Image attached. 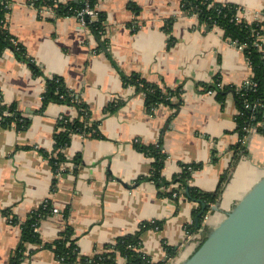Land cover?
<instances>
[{
  "label": "crops",
  "instance_id": "crops-1",
  "mask_svg": "<svg viewBox=\"0 0 264 264\" xmlns=\"http://www.w3.org/2000/svg\"><path fill=\"white\" fill-rule=\"evenodd\" d=\"M216 1L236 4L249 20L264 21V0ZM9 8L7 28L39 72L12 48L0 56L2 102L14 103L29 120L27 128L19 130L14 124L2 125L0 114V264H63L52 248L30 243L16 259L21 223L46 198L59 209L38 226L46 242L71 226L80 254L91 256L117 237L135 232L142 222L161 220L162 228L142 233L143 250L161 260L166 256L164 243L175 246L178 253L168 264H180L264 174V134L254 130L246 140L247 153L222 182L239 140V108L232 89L223 99L216 90L204 89L216 75L222 85H239L250 76L243 49L218 25L202 24L184 11L182 0H97L96 9L105 15L100 36L84 29L76 15H56L49 8L40 13L32 0H10ZM134 73L160 87H181L179 105L161 103L150 112L145 94L124 79ZM52 75H60L77 93L92 119L99 121L101 133L72 134L62 166L72 169L78 158L79 169L58 175L55 187L49 157L58 121L65 115L79 116V107L55 101L41 107ZM178 100L176 95L172 99ZM113 102L119 106L106 111ZM136 139L161 143L165 178L171 179L183 163L196 162L203 165L193 172L191 184L204 191L222 185L218 208L209 211L199 231L187 228L198 202L160 194L148 178L154 159ZM2 209H9L17 221L11 222ZM124 261L123 256L117 258L118 264Z\"/></svg>",
  "mask_w": 264,
  "mask_h": 264
},
{
  "label": "trees",
  "instance_id": "trees-1",
  "mask_svg": "<svg viewBox=\"0 0 264 264\" xmlns=\"http://www.w3.org/2000/svg\"><path fill=\"white\" fill-rule=\"evenodd\" d=\"M10 0H0V56L7 48L15 50L20 58L26 59L32 69L38 73L35 63L25 54L23 45L17 41L16 37L9 31L6 24V15L9 12ZM36 9L41 13L43 8H49L56 15H78V12L84 8L86 3L97 11V19L91 20L87 15V23L90 29L98 36L104 29L105 15L96 9L97 0H71L62 2L60 0H32ZM182 8L188 14L196 15L202 24L213 23L224 30V35L231 41L236 40L238 46H242L243 52L251 66L253 79L257 81L256 86H244L239 89L237 85H222L221 78L216 75L214 81L204 85V89L216 90V96L220 99L225 97L226 91L232 89L233 95L239 108L236 115L239 137L248 134V129L255 126L259 121L261 125L257 126V131L264 134V106H259L254 110L246 107L245 103L251 104L260 101L264 104V21L249 20L240 13L243 8L233 3L219 2L216 0H182ZM260 42V46L256 44ZM125 81L132 83L136 88L145 94V102L147 109L153 112V109L159 104H169L178 106L181 101V87L176 89L160 87L157 84L142 77L139 73L126 76ZM178 96V102H173L174 96ZM0 114L1 124L5 126L15 125L17 129H25L29 124V120L24 117L17 109L14 103L5 104L2 102V91L0 89ZM51 101L74 104L79 107V116L70 117L62 116L58 121V127L55 132V147L53 154L49 160L54 172L53 187H55L57 176L65 173H77L79 169L78 158L74 159V167L62 168L66 157L63 150L70 144L73 133H81L89 136H101L99 130V121L92 119L91 111L82 102L77 93L69 88L64 79L60 75H52L47 78L46 88L42 93V108ZM119 106V102L111 103L106 111H113ZM41 108V109H42ZM4 111L9 114L5 115ZM91 120V121H90ZM134 143L147 154L153 157L152 170L148 176L158 188L160 194L179 198L184 195L187 199L198 202V206L194 208L192 216L193 220L190 226H187L191 232L199 231L204 225L205 215L212 209V205L217 201L222 185L215 191H204L190 183L193 172L202 167V163H183L181 170L175 173L171 179L165 178L162 174L166 153L163 151L160 142L154 144H143L140 139L134 140ZM233 159L230 163L229 171L222 177V182L226 180L232 168L236 164L241 155L247 153L246 144L238 141L233 146ZM165 188V190L163 189ZM170 188V189H169ZM169 189V190H168ZM168 190V191H167ZM176 192V196L174 193ZM202 203L206 204V208L196 221V216L202 209ZM52 202L49 198L43 200L37 207L33 208L27 219L21 223L22 239L16 251V259L23 257L27 245L39 244L43 247L52 248L55 252L57 260L63 264L66 263H85V264H118L117 258L123 256L125 258L122 264H168L170 259L176 256L178 248L164 243L166 256L161 260H153L152 257L143 250L142 233L150 228L160 229L163 221H144L135 232L117 237L114 241L105 245L104 249L91 256L80 254L77 239L74 237L73 227L67 226L60 232L57 238L52 241H44L39 233L38 226L45 216L49 215L53 210ZM2 213L10 217L11 222L17 219L10 213L9 209H2ZM65 215L67 212L65 211ZM209 232L206 231L204 236ZM30 249V252H33Z\"/></svg>",
  "mask_w": 264,
  "mask_h": 264
},
{
  "label": "water",
  "instance_id": "water-1",
  "mask_svg": "<svg viewBox=\"0 0 264 264\" xmlns=\"http://www.w3.org/2000/svg\"><path fill=\"white\" fill-rule=\"evenodd\" d=\"M205 208L202 203L196 221ZM180 264H264V174Z\"/></svg>",
  "mask_w": 264,
  "mask_h": 264
},
{
  "label": "built area",
  "instance_id": "built-area-1",
  "mask_svg": "<svg viewBox=\"0 0 264 264\" xmlns=\"http://www.w3.org/2000/svg\"><path fill=\"white\" fill-rule=\"evenodd\" d=\"M44 10V9H43ZM244 12V11H243ZM240 13V15H243V16H245L244 15V13ZM87 15H89L91 18V20H95V19H97V11L94 9V8H91L90 6H89V4L88 3H86V5L84 6V8L82 9V10H80L79 12H78V15H76V16H78V18H79V20H80V24H81V26L84 28V29H87V30H90V27H89V25H88V23H87V19H86V17H87ZM246 17V16H245ZM253 20H259V19H253ZM232 43H236V40H233V41H231ZM237 44V43H236ZM256 44L258 45V46H260V48L262 49L263 47H262V45H261V43L260 42H256ZM241 48H242V46H240ZM243 49V48H242ZM257 85V81L256 80H254L253 79V74L251 73L250 74V76H248L246 79H244L239 85H237L238 87H239V89H241V88H243L244 86H256ZM207 92H209V93H214L215 91L213 90V89H208L207 90ZM245 105H246V107H248V108H250L251 110H254V109H256L257 107H259V106H264V104L262 103V102H260V101H255V102H253L252 104L250 103V102H246L245 103ZM240 113V112H239ZM4 114L5 115H8L9 114V112L8 111H4ZM262 124V121H259L255 126H251V127H249V129H248V134H246L244 137H239V140L238 141H241L242 143H244V144H246V140H247V138H248V136H249V134H250V132L251 131H257V126L258 125H261ZM65 166L63 165L62 166V168H64ZM175 195H176V192H175ZM53 211V213H58L59 212V209L57 208V207H53V209H52ZM208 216H207V214L205 215V218H204V221L206 220V218H207Z\"/></svg>",
  "mask_w": 264,
  "mask_h": 264
},
{
  "label": "rangeland",
  "instance_id": "rangeland-1",
  "mask_svg": "<svg viewBox=\"0 0 264 264\" xmlns=\"http://www.w3.org/2000/svg\"><path fill=\"white\" fill-rule=\"evenodd\" d=\"M215 203H216V202H215ZM210 211H211V210H210ZM208 213H209V212H208ZM208 213H207V214H208ZM153 260H154V259H153Z\"/></svg>",
  "mask_w": 264,
  "mask_h": 264
}]
</instances>
